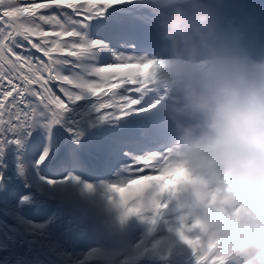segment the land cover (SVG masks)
<instances>
[{
  "label": "clouds",
  "instance_id": "clouds-1",
  "mask_svg": "<svg viewBox=\"0 0 264 264\" xmlns=\"http://www.w3.org/2000/svg\"><path fill=\"white\" fill-rule=\"evenodd\" d=\"M152 12L169 134L155 174L132 178L131 205L171 204L179 240L215 264H264V24L223 0H155Z\"/></svg>",
  "mask_w": 264,
  "mask_h": 264
},
{
  "label": "snow or ice",
  "instance_id": "snow-or-ice-1",
  "mask_svg": "<svg viewBox=\"0 0 264 264\" xmlns=\"http://www.w3.org/2000/svg\"><path fill=\"white\" fill-rule=\"evenodd\" d=\"M154 4L0 0V147L19 144L34 127L64 122L70 106L84 109L80 119L83 127L91 126L87 136L81 140L82 133L70 129L74 143L53 137L44 147L38 141L43 148L38 166L75 158L78 164L123 171L130 178L113 183L110 191L119 206L137 212L124 193L136 185L133 177L148 176L142 169L158 170L169 134L150 75L157 49ZM162 208L161 201L155 210ZM177 235L186 239L179 230ZM203 247L192 250L196 264H215Z\"/></svg>",
  "mask_w": 264,
  "mask_h": 264
},
{
  "label": "bare ground",
  "instance_id": "bare-ground-1",
  "mask_svg": "<svg viewBox=\"0 0 264 264\" xmlns=\"http://www.w3.org/2000/svg\"><path fill=\"white\" fill-rule=\"evenodd\" d=\"M230 0L223 1V8L227 10V7L231 5ZM262 23V22H261ZM41 128H45L47 132L50 129L40 126ZM91 130V126L85 128L83 126L77 132L82 133L81 140H83L86 136V133ZM50 138V136H49ZM39 152H42V148L33 149L32 154L30 155L29 160L35 161L36 158L40 159ZM38 156V157H37ZM62 165H58L53 169L52 174H59L53 181L45 182L44 187L48 189H53L57 191L58 200L54 203V208L52 212H63L65 208L77 205L80 208H84L86 211V215L93 217L96 219L97 216L99 217L100 226L104 229L101 233L102 238L100 240H95L92 243H86L85 241L77 242L75 236L77 235V231L82 228V225L79 223V219H77L74 215H69L68 218V227L65 229H61L55 235L52 231L47 228L44 224L38 223L39 229H44L46 234L49 236L48 243H44L43 241L40 243L41 250L51 251L60 255L61 260H65L66 264L72 263V261L79 259L83 260L89 257L90 254L97 253L100 248L111 251V250H122L127 249L129 244H138L142 242V235L141 233L134 238L133 240H128L124 235V226L126 221V213L124 216L120 217L119 211L121 210L122 206H119L114 197H108L111 194L109 182L107 184H91L89 188H86L82 191H77L74 189V183H77L76 178L78 179L77 168L82 169L84 165L81 166H73L72 168L67 170L62 169ZM5 175H10L7 168L4 166L1 170ZM66 175L63 180L59 178L62 175ZM142 175H154L155 172H152L148 169L141 170ZM128 175L123 171H119L113 183H119L120 180L127 177ZM89 178H92L91 175ZM134 178V177H133ZM125 182V180H123ZM123 187V186H122ZM136 186H133L132 190H126L125 195H130L131 198L135 197V190ZM23 190L22 186L19 185V191ZM113 194V193H112ZM119 197V194H114ZM61 196V197H60ZM21 197H27L23 201H18L23 208L28 209L35 203L27 194L22 195ZM129 201H132L131 199ZM149 213L152 212V209H146ZM49 212L47 216L44 218H48L49 215L52 214ZM146 224L141 225V229L143 231L146 230L148 225V220L145 219ZM179 220L175 221L172 226L169 228L168 233L169 235L172 233H177ZM31 225L36 223H30ZM91 223L88 224V226ZM93 230V229H92ZM155 244L154 240H151L147 243H141V245L147 246L152 248ZM1 264V263H0ZM103 264H117L112 261H107L104 258Z\"/></svg>",
  "mask_w": 264,
  "mask_h": 264
}]
</instances>
